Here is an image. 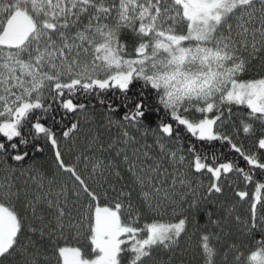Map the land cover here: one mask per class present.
Listing matches in <instances>:
<instances>
[{
	"label": "snow or ice",
	"instance_id": "6c2138e0",
	"mask_svg": "<svg viewBox=\"0 0 264 264\" xmlns=\"http://www.w3.org/2000/svg\"><path fill=\"white\" fill-rule=\"evenodd\" d=\"M0 264H264V0H0Z\"/></svg>",
	"mask_w": 264,
	"mask_h": 264
},
{
	"label": "trees",
	"instance_id": "16d2710c",
	"mask_svg": "<svg viewBox=\"0 0 264 264\" xmlns=\"http://www.w3.org/2000/svg\"><path fill=\"white\" fill-rule=\"evenodd\" d=\"M255 71H257V69L254 68L250 72V75L251 74H255ZM181 143L184 144V145H186L187 142L186 141H181ZM250 143H251L250 140H248V139H245L244 140L245 147H249L250 146ZM235 156H236V154H233V158H235ZM241 160H242V158H241ZM35 162H36V165L38 167H41V168H50L51 167V160H50V158H45L43 156H37ZM233 179H235V178H233ZM234 184L235 183H233V187H234ZM226 196H230V193H227L226 192ZM247 210H248V204L247 203H243V204L237 205L236 208H235V210L232 212V219H234L235 216H237V215H240L243 218V216L246 215ZM220 214L222 216H227L228 215L227 211H225L223 209L221 210V213ZM229 227L231 228L232 236H228L227 235V229H226V234L223 237V239L220 241L221 244H225V243L229 242L230 239L232 237H234L235 234H236V226L234 224H230ZM68 243H69L70 246H75L76 243H77V241L74 240V239H72L71 237H69ZM193 243H195V239L193 240Z\"/></svg>",
	"mask_w": 264,
	"mask_h": 264
},
{
	"label": "rangeland",
	"instance_id": "374dc122",
	"mask_svg": "<svg viewBox=\"0 0 264 264\" xmlns=\"http://www.w3.org/2000/svg\"><path fill=\"white\" fill-rule=\"evenodd\" d=\"M236 186V184H234V187ZM250 191L252 190V189H249Z\"/></svg>",
	"mask_w": 264,
	"mask_h": 264
}]
</instances>
